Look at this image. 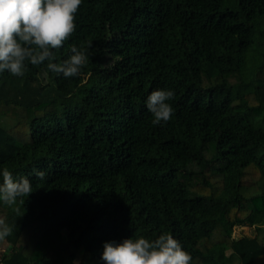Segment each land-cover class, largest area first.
I'll use <instances>...</instances> for the list:
<instances>
[{"label":"trees","instance_id":"16d2710c","mask_svg":"<svg viewBox=\"0 0 264 264\" xmlns=\"http://www.w3.org/2000/svg\"><path fill=\"white\" fill-rule=\"evenodd\" d=\"M75 23L55 51L91 42L80 76L0 73V169L33 187L21 216L0 201V264H104L162 232L192 264H264V0H82Z\"/></svg>","mask_w":264,"mask_h":264},{"label":"clouds","instance_id":"9594fccd","mask_svg":"<svg viewBox=\"0 0 264 264\" xmlns=\"http://www.w3.org/2000/svg\"><path fill=\"white\" fill-rule=\"evenodd\" d=\"M82 0H0V73L25 75L28 64H45L47 70L65 78L78 77L87 64V48L71 47V55L57 62V49L63 47L76 30V13ZM174 99L170 89L153 90L147 97L146 107L152 114V124L171 119ZM44 180L46 173L33 169L32 175ZM0 201L21 216L25 198L33 191L27 176L14 178L12 172L0 169ZM15 225L0 217V241L12 235ZM101 259L104 264H192V256L170 233L162 232L154 240L144 237L124 238L120 242L103 244Z\"/></svg>","mask_w":264,"mask_h":264},{"label":"rangeland","instance_id":"374dc122","mask_svg":"<svg viewBox=\"0 0 264 264\" xmlns=\"http://www.w3.org/2000/svg\"><path fill=\"white\" fill-rule=\"evenodd\" d=\"M13 121L9 118H0V124L5 127H10ZM254 234V228L249 226H236L233 230L235 237L251 236Z\"/></svg>","mask_w":264,"mask_h":264}]
</instances>
